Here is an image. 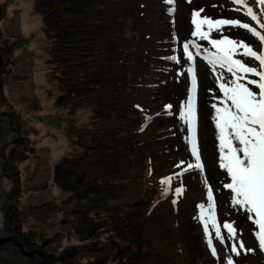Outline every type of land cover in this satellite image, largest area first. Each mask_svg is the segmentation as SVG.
<instances>
[{
    "label": "rangeland",
    "instance_id": "obj_1",
    "mask_svg": "<svg viewBox=\"0 0 264 264\" xmlns=\"http://www.w3.org/2000/svg\"><path fill=\"white\" fill-rule=\"evenodd\" d=\"M197 12L249 28L205 24L203 38ZM256 33L260 0H0V264H253L250 225L264 255L252 213L232 214L230 235L201 195L191 143L236 80L207 39L264 54Z\"/></svg>",
    "mask_w": 264,
    "mask_h": 264
},
{
    "label": "snow or ice",
    "instance_id": "obj_2",
    "mask_svg": "<svg viewBox=\"0 0 264 264\" xmlns=\"http://www.w3.org/2000/svg\"><path fill=\"white\" fill-rule=\"evenodd\" d=\"M242 0H237L241 3ZM264 4V0H260ZM251 15V10H249ZM199 12L196 13L197 19L193 23L196 24V34L207 38V33L201 31V26L207 24L209 28L219 27L223 24L236 23L240 27L249 28L247 24H239V22L217 21L213 24L211 20L199 19ZM255 32V29H249ZM260 40L264 41V35L256 33ZM213 46L217 49V53L213 54L209 63L215 65L220 64L221 67L227 65V70L236 76V80L229 87L222 83L220 85L224 93L223 107H216V127L219 129L220 139V166L226 169L231 177V183L227 184L235 195L233 204L242 206L247 212L252 213L253 222L259 226L257 236L260 244L264 247V71H257L254 67L246 66L241 60L233 59L238 49H243V55L253 57L264 66V54H258L247 44L237 42L230 39L213 40ZM184 50L188 54L189 59L192 54L188 52V45H184ZM237 73H252L258 76L259 82L250 80L248 83L255 84L259 89V94L254 92L246 84L241 83V77ZM193 92H195V75H193ZM194 99V98H193ZM185 119L195 120V110L193 100H190L183 114ZM192 154L196 157L197 168H202L199 163L200 156L197 150L195 133L192 140ZM193 167V165H189ZM169 183V180L163 181ZM209 200H212V191L209 188ZM202 209L201 218L203 219L204 205H200ZM214 207V205L212 206ZM211 211V209H210ZM213 226L216 227V234L220 236V227L216 225L214 214L211 216ZM205 231L208 230L206 222ZM230 235H235V229L232 224H224ZM222 239V237H221ZM211 237L209 236V244L211 245ZM235 251V247H233ZM215 254V248H213ZM229 264H232L229 261Z\"/></svg>",
    "mask_w": 264,
    "mask_h": 264
},
{
    "label": "bare ground",
    "instance_id": "obj_3",
    "mask_svg": "<svg viewBox=\"0 0 264 264\" xmlns=\"http://www.w3.org/2000/svg\"><path fill=\"white\" fill-rule=\"evenodd\" d=\"M207 40L211 44H213L212 41L216 39L214 37H211ZM205 85L208 89V92L215 91L211 89L212 84L210 82H206ZM198 98L199 97L197 95L194 106V110L196 112L198 111ZM216 107L221 106L216 104L213 107L208 106L206 113L202 118V122L200 116V120L198 119L196 123L197 130H195V139L197 150L200 156L199 163L202 164L199 186H201V195L204 196V198L210 203L211 206L214 205V207H212L213 210L218 211L221 220H224V223L222 224H232L235 229V224L231 220V215L236 214L244 219L249 212H247L242 206L233 204V192L226 187L227 184L231 183V177L228 175L226 169L220 166V133L219 129L216 127ZM137 186L138 185L135 186L136 190H138ZM209 188H211L212 191V200H209L208 197ZM235 232H237L236 229ZM255 236L256 233L254 232V227L250 225L247 234V237H249V245L244 250V253L249 252L253 255V257L255 258L252 259L253 264H256L259 259L258 253L264 260V255L262 254L261 249L257 248L256 250L257 241L255 239ZM258 264H261L260 259Z\"/></svg>",
    "mask_w": 264,
    "mask_h": 264
},
{
    "label": "trees",
    "instance_id": "obj_4",
    "mask_svg": "<svg viewBox=\"0 0 264 264\" xmlns=\"http://www.w3.org/2000/svg\"><path fill=\"white\" fill-rule=\"evenodd\" d=\"M79 240H80V239H79ZM80 241H81V240H80ZM80 241H79V242H80ZM79 242H77V244H79Z\"/></svg>",
    "mask_w": 264,
    "mask_h": 264
}]
</instances>
